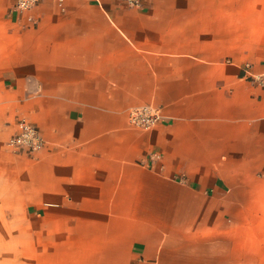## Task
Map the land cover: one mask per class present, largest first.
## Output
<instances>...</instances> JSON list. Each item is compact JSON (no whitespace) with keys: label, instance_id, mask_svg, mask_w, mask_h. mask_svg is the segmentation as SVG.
Instances as JSON below:
<instances>
[{"label":"crops","instance_id":"1","mask_svg":"<svg viewBox=\"0 0 264 264\" xmlns=\"http://www.w3.org/2000/svg\"><path fill=\"white\" fill-rule=\"evenodd\" d=\"M244 63L264 72V0H0V264H264ZM22 118L32 154L6 143Z\"/></svg>","mask_w":264,"mask_h":264},{"label":"built area","instance_id":"2","mask_svg":"<svg viewBox=\"0 0 264 264\" xmlns=\"http://www.w3.org/2000/svg\"><path fill=\"white\" fill-rule=\"evenodd\" d=\"M40 0H13V5L20 10L30 8ZM130 5H138L141 0H124ZM242 76L250 78L260 86L264 87V72L253 74L250 64L241 66ZM163 116L160 107L153 105H140L128 110V122L131 126L143 130L151 129ZM44 138L37 127L27 119H19L16 122L14 133L8 138L7 145L14 150H24L30 154L36 152L44 145Z\"/></svg>","mask_w":264,"mask_h":264}]
</instances>
